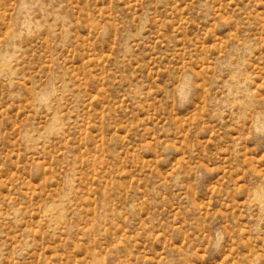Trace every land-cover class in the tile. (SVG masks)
<instances>
[{
  "label": "rangeland",
  "instance_id": "obj_1",
  "mask_svg": "<svg viewBox=\"0 0 264 264\" xmlns=\"http://www.w3.org/2000/svg\"><path fill=\"white\" fill-rule=\"evenodd\" d=\"M0 264H264V0H0Z\"/></svg>",
  "mask_w": 264,
  "mask_h": 264
}]
</instances>
